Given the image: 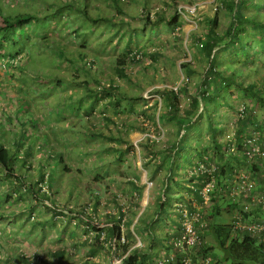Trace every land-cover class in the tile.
Masks as SVG:
<instances>
[{
	"label": "rangeland",
	"instance_id": "rangeland-1",
	"mask_svg": "<svg viewBox=\"0 0 264 264\" xmlns=\"http://www.w3.org/2000/svg\"><path fill=\"white\" fill-rule=\"evenodd\" d=\"M27 2L31 3L29 0ZM93 2L89 0L88 4ZM33 3L39 15L50 11L40 1L34 0ZM143 3V0H129L132 15H122L125 21L121 30L118 22L106 26L98 24L93 28L90 22H81V17H75L78 11L71 10L73 15L69 22H59L53 17L50 27L47 20L27 27L25 32L31 35L28 39L31 41L27 42L22 36L19 43L27 42L24 46L17 44L18 39L16 44L5 43L19 57L11 65L4 66L0 62V91L3 90L5 94V99H1L0 95V110L4 108L6 113L1 115L0 124L9 133L10 127L18 132L20 121L26 123L23 129L30 135L34 154L27 164L29 170L24 167L17 170L28 173L27 184L32 178L35 187L42 189L39 196L34 197L26 185L5 175L0 169V264L84 262L83 259L92 254L93 244L89 243V236L108 223L110 214L118 216L119 207L123 208V214H127L129 202L149 200L153 193L158 192V188L155 190L158 179L166 172L162 155L169 143L180 136L179 125L164 115L165 96L158 90L166 87L180 90L185 86L187 92L180 95V108L189 106V96L195 94L203 82V74L208 66L207 58L199 54L192 36L195 32L205 35L206 15L219 13L227 25L231 14L223 8L218 10L221 7L218 0H185L177 8L178 24L169 28L164 20L158 19L157 13L166 10L168 18L176 5H172L170 0H152L151 20L148 21L141 9ZM0 6H4L5 11L13 8L15 2L0 0ZM25 8L30 9L29 6ZM80 24L81 36H78L74 30ZM128 33L133 36L130 44ZM31 42L35 45L32 50ZM256 49L259 58L254 63L258 69L255 80L260 83L264 82V48L256 44ZM40 50L44 53L41 55L52 57L51 66H44L36 60ZM132 52L138 54L135 59L130 55ZM82 54L87 59L98 58L95 74L103 79L101 86L107 89L114 79L119 90H108L103 97L93 99L92 95L86 96L88 90L76 87L67 79L59 83L52 80L43 82L44 72L51 68L76 71L71 63L73 60L80 61ZM113 58L125 60L126 76L120 75L117 66L111 64ZM182 62L191 63L197 71L187 76ZM79 73L87 76L85 71L78 70ZM88 77L92 87L98 84L93 77ZM122 90H132L138 97L124 96ZM231 92L228 105H223L219 110L223 118L220 124L223 131L218 135L221 145L232 134L242 133L245 127L251 125V121L264 123V104L259 105L253 95L244 89ZM53 93L57 94L59 107ZM18 96L24 100L22 106L25 109L18 108L21 111H17L19 99L16 102L15 98ZM50 96L52 99L47 103ZM80 97L84 100H80ZM242 104L248 110L255 111L253 118L244 126L238 119ZM92 105V109L85 110ZM198 111L205 116L202 108ZM11 115L13 118L9 120L7 117ZM62 121H65L63 125ZM34 122H38L39 126H34ZM249 129L252 127L246 131ZM13 134L7 135L5 144H12L9 139L13 140ZM197 137H200V141L192 139L195 146L203 150L208 146L206 153L213 156V161L217 164L226 162L228 156L224 149V156H221L217 142L205 127L201 126ZM22 149H19L20 160L25 152ZM200 149L189 151L187 156L181 158L185 169L176 167L185 188H191L190 170L199 161ZM53 151L58 155H53ZM61 160L63 163L59 165ZM229 165L235 167L233 161ZM65 167L72 173L60 174ZM42 171L46 174V180L40 183ZM150 171H155V174L150 176ZM49 173L55 176V193L49 187ZM195 181H198L197 176ZM134 184L140 188L134 187ZM44 192L49 198L42 197ZM186 192L183 191V194ZM174 199L172 194L169 203ZM175 203L177 207L184 205L180 200ZM124 217L126 215H122ZM143 229V224L136 227L138 233H142ZM154 247L157 245L154 244ZM158 247L163 251L169 249L168 246L164 247V243ZM62 251L64 253L60 255ZM217 253L223 254L220 248L216 249ZM219 264H231V259L222 260Z\"/></svg>",
	"mask_w": 264,
	"mask_h": 264
},
{
	"label": "trees",
	"instance_id": "trees-1",
	"mask_svg": "<svg viewBox=\"0 0 264 264\" xmlns=\"http://www.w3.org/2000/svg\"><path fill=\"white\" fill-rule=\"evenodd\" d=\"M13 1L15 2V6L13 8L4 11V6H0V62L3 63L4 66L15 63L18 59L17 57H19V54H16L11 49L7 48L5 43L16 44L18 39L17 44L24 46L28 41H31L28 40L31 35L26 33L25 29L42 20H47L48 26L53 22V20L50 21L53 17H56V21L59 22H62L63 20L69 22L72 20L71 15H73L70 11L73 10L78 11V15L75 16L77 19L81 17V22H90L93 25V28H95L98 24L106 26L112 24L113 22H118V26L120 27L119 30H121L123 29L122 26H124L123 24L125 21V18L122 15H125L126 17L127 15H132L130 5H128L129 0H94L91 5L88 4L89 0H37L44 5H47V9L50 8V11L43 15L38 14L37 8L33 3L34 0H29L31 2L30 4L27 0ZM143 1L144 3L141 9L144 13H146L147 20L150 21V5L152 0ZM170 1L172 5H176L175 11L167 18V11L160 10L157 13V17L161 21L164 20L169 28H174V25L179 22V12L177 10L178 5L180 2L185 0ZM218 1L221 5L218 10L223 8L225 9L224 11H228V13L231 14V19L226 25L220 18L219 13L212 16L206 15L204 17L205 35L195 32L192 36L195 40L194 45L196 46L199 54L207 58L208 66L205 68L203 74V82L197 88L195 94L189 96V106L184 109L180 108V95L187 92L185 86L180 88V90L175 89L174 87H166L162 90H158L165 96L166 110L164 111V115L167 116L170 121L179 125L178 131L180 132V136L177 140L170 142L171 144L169 143L165 150L166 157L168 159L166 158L164 162L162 161L163 164L170 163L169 170L171 171L177 170L176 167L181 166L182 169H185L184 162L181 158L187 156L189 151H199L200 148L198 145L195 146L192 143V139H200V137H197V134L201 126L202 128L205 127L209 131V134L213 136L215 142H217L219 151L222 152L223 146L219 144L218 135L223 131V128L220 126L223 122V118H221L219 110L223 107V105H228L229 98L232 95V90L235 91L236 89H244L249 91L259 105L264 104V82H260V84L257 80H255L258 78V69L254 64L259 58L256 44H260V48H264V0ZM27 6L30 7L29 10L25 8ZM91 26H89L87 30L90 29ZM81 29L82 24L76 27L74 33L81 36ZM22 36L27 39L26 43H19V39H21ZM132 39L133 36L130 34L127 39L128 44L131 43ZM31 43L32 50L35 45L33 42ZM41 54H44L42 50L37 53L36 60L41 61L44 66H51L52 57L48 54ZM130 55L133 59H135L138 54H133L132 52ZM80 57V61L73 60L71 63L76 71L51 68L50 70H46V72H44L45 75L43 82L52 80L53 82L56 81L59 83L62 79H67L68 82L74 84L76 87H82L88 90L86 96L92 95L93 99L97 96L103 97L109 91L119 90V87L114 79H112V82L108 84L107 89L101 86L103 85V79L97 78L95 74L98 70L95 69L98 58L87 59L83 54ZM111 64L117 66L120 75H127L124 59L113 58L111 60ZM181 66L187 71V76L194 74L197 71V69L192 68L191 63L189 62H182ZM78 70L85 71L87 76H81L80 73L78 74ZM88 75L93 77L98 83L96 86L92 87ZM122 92H124V96L127 97H138L132 92V90H122ZM0 95L1 99H5L3 90L0 91ZM53 98L55 103L59 102L56 93H53ZM51 99L52 96L46 102L50 103ZM80 100H84V98L80 97ZM15 101L18 102L17 111H21V109L24 108V106H22L24 100L18 96V98H15ZM116 101H118V98ZM55 103H53V105L56 107ZM57 105L59 107V103ZM20 107L21 109L18 110ZM92 107L93 105L91 108L85 110L88 111L92 109ZM199 108H202L205 116L198 111ZM253 112H255L254 109H247L248 116L245 119L240 120L242 126L247 124V122L253 118ZM1 115H5L4 110H0V117ZM7 118L11 120L13 117L11 115ZM16 119L18 120L19 118ZM22 123L23 125L20 127L21 133H26L27 131L23 129L26 123L23 121ZM64 123L65 122H61V125ZM33 125L39 126V123L34 122ZM11 132L14 133L13 137L18 135V132L10 127L9 133ZM9 133L6 130L4 131L3 126L0 124V169L5 175L13 177L23 186L26 185L28 191H31L34 197L39 196L42 188L40 186L35 187V184L32 183V178L29 180V184H27L26 180L28 173L23 174L20 170H17L21 167L29 170L27 164L34 154L33 143L30 142L31 138L29 139L30 135L28 134L26 136V140L24 142L22 141L20 143L17 140V143L12 142L11 145H7L5 144V141ZM240 134L241 131L238 132V135ZM27 140L29 142H27ZM44 143L46 144L47 142ZM22 148H25V152L20 160L19 149L21 150ZM207 149L208 146H206L204 150L200 149L202 151L198 154L199 160L204 154H206L208 151ZM53 155L57 156L58 154L53 151ZM221 156H224L223 152L221 153ZM230 156L232 157V155ZM230 156L226 154V162L221 164L218 176L224 175L225 172L226 174L229 173V169L227 167L230 166L229 163H231V161L234 162ZM190 161L193 164V159L191 157ZM243 162L245 163V161ZM61 163H63L62 160L59 165ZM234 164L235 167L230 166V172L233 176L235 174V169L241 165L236 164V162H234ZM42 165L44 164L42 163ZM59 173L64 175L72 172L68 167H65ZM49 175V187L53 193H55L53 190V181L55 180V176L53 173H49ZM173 175L174 174L171 173L172 177H174ZM207 175L208 174L198 177V181H195V176L193 175L190 176L189 181L192 185L196 184L198 187H202L204 182L208 179ZM39 179L41 180L40 183H43V181L46 180V174L43 171L40 173ZM219 184L222 187L220 181ZM223 193L224 192L217 190L215 196H213L214 201H217L219 205L220 203L218 199L220 195H223ZM42 197L49 198V195L44 192ZM109 230L118 231L120 230V227L115 224L112 228H109ZM208 230H210V234L213 236L214 242L212 244L206 241L203 251H210L214 255L213 264H219V262L225 259H231V264H264L263 237L260 238L259 236L248 232L243 234L236 232L233 225L216 223L209 224L208 222V227L205 231ZM218 248L222 250L223 254H216V249ZM59 253L62 255L64 252ZM140 258L144 260V255H139L138 253L133 254L128 258L126 264H134Z\"/></svg>",
	"mask_w": 264,
	"mask_h": 264
},
{
	"label": "built area",
	"instance_id": "built-area-1",
	"mask_svg": "<svg viewBox=\"0 0 264 264\" xmlns=\"http://www.w3.org/2000/svg\"><path fill=\"white\" fill-rule=\"evenodd\" d=\"M247 106L242 104L239 108L238 119L247 117ZM242 133H234L225 139L227 146L224 149L227 155L241 157L242 164L235 169L233 183L228 185L226 194L231 201L240 202L241 197L246 199L237 210L236 220L233 228L236 232L252 233L264 238V192L258 191L257 186L261 180L264 181V123L250 122ZM249 131H246L248 128ZM212 155L206 153L191 170V176L201 177L208 174V179L202 187L191 184L204 204H208L215 196L216 191L224 192L220 186L218 172L221 164L212 160ZM237 164V163H236ZM248 198V199H247ZM181 214L182 231L179 235L172 237L164 243L169 247L163 251L157 249V256L142 260L134 264H213L214 255L203 251L206 244L205 230L208 221L204 217L201 208H188L186 205L178 207ZM246 214H250L249 220ZM118 222H109L100 226L92 236L89 243L93 244L92 254L83 259L91 264H126L128 258L138 253L142 255L145 249V239L142 235L132 231H125L127 218H117ZM115 224L120 227L118 231H111ZM103 227H107L103 229ZM167 243V244H166ZM171 250V251H170ZM201 251V252H200ZM200 252V253H199ZM94 254V255H93ZM84 262H79L83 264Z\"/></svg>",
	"mask_w": 264,
	"mask_h": 264
},
{
	"label": "crops",
	"instance_id": "crops-1",
	"mask_svg": "<svg viewBox=\"0 0 264 264\" xmlns=\"http://www.w3.org/2000/svg\"><path fill=\"white\" fill-rule=\"evenodd\" d=\"M2 110H4V108H2ZM18 121H20V119H18ZM20 124L23 125L21 121ZM17 129H19L18 135L14 136L13 140L11 139L9 140L11 142H16V143L17 140L20 143L22 141L24 142L26 140V136L28 135V133L27 132L21 133L20 127ZM175 140H177V138ZM222 146L223 149L226 148L227 143L225 140ZM22 150L25 151V148H23ZM166 158H167L166 153H163L162 155L163 162ZM230 158L234 160V162H236L237 164H242L243 162L242 161L243 159L241 157H237L233 155L232 157L230 156ZM163 166L166 172L165 174H161L162 176H160V178L158 179V187L155 188V190L158 188V192H155L150 196L152 202H150V199L144 201H138V200L131 201L128 203L127 214H123V212L121 211L123 208L120 209L121 207H119L117 211L118 216H115L116 214L114 213V215L110 214L107 218L108 223L111 221L118 222L117 218H121L122 215L123 216L126 215V217H124L127 218L125 231L128 233L132 231L138 233L136 231L137 225L143 224L144 229L142 233H138V234L140 235L142 234L145 240H149L148 242L146 241L145 249L142 252L143 253L142 255H144V260H147L148 258L156 257L157 247L159 245H162L163 243L167 242V240L169 241L172 237H175L176 235H179L181 233L182 231L181 214L177 207L178 205L175 202L180 200L184 205H186L188 208L191 209L201 208L204 213V217L209 222V224L216 223V224L232 225L234 220H236L237 210L241 206L240 202L243 203V201L246 200L244 199V197H241V199L239 200L240 202H233V201L231 202L232 199L227 197L228 195L226 194V191L228 185L233 183V177H234L230 172L231 170L230 166L227 167L229 169V173L226 174L225 172L224 175L219 176L220 183L222 184V188L224 191L223 193L224 196L220 195L218 199L220 205L217 203V201H214V199L208 204H204L198 192L194 188H192L191 185H190L191 188H185V186L183 185V180H181L179 175H177V170H172V171L169 170L170 163H165L163 164ZM171 173L174 174L173 175L174 177L171 176ZM154 174L155 171L149 172L150 176H153ZM134 187H137V185L134 184ZM186 190H187L186 194L185 193L183 194V191ZM257 190L264 192L263 180L259 182L257 186ZM172 194L175 196V199L172 203H169V197ZM246 216L248 217L249 220L256 219V218H251L250 214H246ZM204 235L206 241L208 243L213 244L214 238L210 234V230L205 231ZM161 240H165V241L163 242ZM157 241H159V244H157L158 243ZM154 244H156L157 247H154ZM72 264H79V262L78 263L73 262ZM83 264H91V263L86 260Z\"/></svg>",
	"mask_w": 264,
	"mask_h": 264
}]
</instances>
